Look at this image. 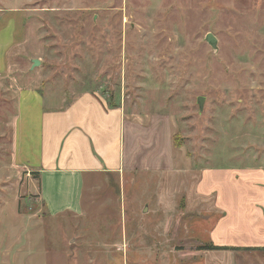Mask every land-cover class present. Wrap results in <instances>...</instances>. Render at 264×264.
<instances>
[{"label":"rangeland","instance_id":"374dc122","mask_svg":"<svg viewBox=\"0 0 264 264\" xmlns=\"http://www.w3.org/2000/svg\"><path fill=\"white\" fill-rule=\"evenodd\" d=\"M32 92L46 110L94 93L131 122L127 171L82 214L52 217L26 167ZM262 170L264 0H0V264H195L220 216L195 219L191 189L230 221Z\"/></svg>","mask_w":264,"mask_h":264},{"label":"crops","instance_id":"0c3cea01","mask_svg":"<svg viewBox=\"0 0 264 264\" xmlns=\"http://www.w3.org/2000/svg\"><path fill=\"white\" fill-rule=\"evenodd\" d=\"M29 95L40 102L42 112L38 116L39 147L29 143L26 136L22 152L26 164H32L26 167L39 173L40 199L52 217L64 213L82 214L84 196L96 185L97 177L127 171L131 159L127 146L131 122L121 109L108 108L94 93L80 94L63 109L51 110L45 109L41 95L35 92ZM29 156L34 159L29 160ZM247 180L253 187L260 184L257 178ZM199 189L200 186L191 189L194 218L201 220L203 208L210 212L208 220L216 214L219 219L224 218L225 227L228 223L230 226L222 237H215L214 232L219 231L224 222L216 220L209 231L213 236L209 244L224 249L196 251L193 263L264 264V192L253 188V193L247 195L240 210L228 221L225 218L229 217V206L228 212L223 214L224 210L214 203L216 197L203 195ZM239 203L235 204L236 209Z\"/></svg>","mask_w":264,"mask_h":264},{"label":"water","instance_id":"95a60500","mask_svg":"<svg viewBox=\"0 0 264 264\" xmlns=\"http://www.w3.org/2000/svg\"><path fill=\"white\" fill-rule=\"evenodd\" d=\"M206 41L208 44H210L214 49L217 48L218 46V39L211 33H209L207 36H206ZM39 65V61L38 60H35L34 61V66H38ZM204 102H205V99L203 97H200L198 99V103L200 105V108L202 109L203 106H204Z\"/></svg>","mask_w":264,"mask_h":264},{"label":"trees","instance_id":"16d2710c","mask_svg":"<svg viewBox=\"0 0 264 264\" xmlns=\"http://www.w3.org/2000/svg\"><path fill=\"white\" fill-rule=\"evenodd\" d=\"M39 177V173H36ZM224 248H220L211 244H205L204 246H201L200 251H216V250H223Z\"/></svg>","mask_w":264,"mask_h":264}]
</instances>
